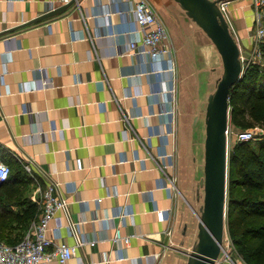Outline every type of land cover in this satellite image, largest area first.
<instances>
[{"label":"crops","instance_id":"1","mask_svg":"<svg viewBox=\"0 0 264 264\" xmlns=\"http://www.w3.org/2000/svg\"><path fill=\"white\" fill-rule=\"evenodd\" d=\"M136 1L77 0L38 20L69 2L0 0V159L14 168L18 157L34 159L43 187L59 183L70 204L48 236L95 243L68 264H187L197 241L206 109L223 60L175 0H148L170 33L174 63L130 52L142 34ZM226 19L250 53L253 0H230ZM126 116L135 140L124 136ZM118 229L129 244L114 243Z\"/></svg>","mask_w":264,"mask_h":264},{"label":"trees","instance_id":"2","mask_svg":"<svg viewBox=\"0 0 264 264\" xmlns=\"http://www.w3.org/2000/svg\"><path fill=\"white\" fill-rule=\"evenodd\" d=\"M230 106L235 127L264 122V66L246 68L231 92ZM228 179L229 235L248 264H264V141L235 142ZM31 183L33 179L18 163L0 186V238L8 244L19 243L39 215L29 196ZM17 229L20 235L13 234Z\"/></svg>","mask_w":264,"mask_h":264},{"label":"built area","instance_id":"3","mask_svg":"<svg viewBox=\"0 0 264 264\" xmlns=\"http://www.w3.org/2000/svg\"><path fill=\"white\" fill-rule=\"evenodd\" d=\"M66 2H69V0H66ZM229 4L230 0H220L219 5L225 16L228 12ZM253 6L255 9V25L252 35L253 45L249 53L251 55L249 59L245 62L242 60L245 71L252 64L259 63L264 65V50L262 47L264 44V0H253ZM53 10L54 7H50L49 12ZM134 12L142 34L139 40L131 41L130 52L142 55L147 54L153 60H160L168 56L174 63L172 59L174 49L170 33L156 9L148 0H137L134 5ZM50 83L49 79H44L45 86H49ZM169 91L175 98V87H172ZM172 115L175 116V111H172ZM124 121L126 122L125 138L135 140V136L132 135L133 129L129 118L126 116ZM256 135L255 129H246L236 134L235 142L254 141L257 138ZM17 159L37 184L35 204L38 207L39 215L19 243L11 245L0 238V264H51L55 260L59 261L60 264H68V261L76 256L85 245H94L95 243H88L80 237L77 244L69 245L65 242L56 243L55 239L48 236L50 223L55 219L57 213L62 209L68 211L69 199L61 193L60 185L57 181L51 180L45 187L39 183L37 176L34 175V159H23L21 157ZM11 172L12 166L0 159V186L8 181ZM175 182V178L171 179V189L173 190L176 189ZM158 217L161 221L169 218L166 211L163 210L158 211ZM61 228L62 226L58 225L55 230L60 232ZM68 230L73 234L74 230L76 231L75 225L74 227L69 226ZM169 234H173V231H169ZM226 236L228 237L227 241ZM112 239L116 244L121 243L123 240L127 244L131 241V237H123L119 229ZM230 240L231 237L227 228L222 252L216 264H237L230 253L228 254L225 247L226 242ZM105 262H108V260L106 259ZM82 264L96 263L84 261Z\"/></svg>","mask_w":264,"mask_h":264},{"label":"water","instance_id":"4","mask_svg":"<svg viewBox=\"0 0 264 264\" xmlns=\"http://www.w3.org/2000/svg\"><path fill=\"white\" fill-rule=\"evenodd\" d=\"M217 47L223 60V74L206 109L205 176L201 180L204 204L199 218L198 239L188 254L187 264H216L227 229L230 97L245 75L241 48L220 8V0H175ZM77 0L38 18L44 19L69 8Z\"/></svg>","mask_w":264,"mask_h":264},{"label":"rangeland","instance_id":"5","mask_svg":"<svg viewBox=\"0 0 264 264\" xmlns=\"http://www.w3.org/2000/svg\"><path fill=\"white\" fill-rule=\"evenodd\" d=\"M241 52H242V55H241L242 60L244 62L247 61L251 55H249V52H247L245 49H241ZM262 66H264V65H262ZM223 70L224 69H223V66H222L221 69H220V71H219V75H218L219 76V79L221 78V76L223 74ZM246 129H255L256 130V132H257L256 137L257 138L253 142L256 143V142L264 141V122H260V123H258V122L257 123L252 122L251 123V126L246 127V128H243V127H235L232 124L231 119H230L229 161H230L231 150H232V148L235 145V136H236V134L238 132L243 131V130H246ZM13 166H15V164ZM228 189H229V179H228ZM30 193H33V192L31 191ZM201 193H202L201 208H202V206L204 204V194H205V191H204V189L202 187H201ZM186 197L191 200V198H190L189 195H186ZM193 202L194 203L196 202V198L194 197V194H193ZM199 211H200V213H199V215H200L201 214V209H199ZM227 214H228V212H227ZM227 228H228V222H227ZM21 233L22 232L20 230L18 231V229H17L13 234L14 235H20ZM197 239H198V234H197ZM227 239H228V237L226 236V241H227ZM225 247H226V250H227L228 254L230 253V255L236 261L237 264H247L244 261V258L242 256V254H240L237 245L234 243V241L232 239L229 242H226ZM228 264H230V263H228Z\"/></svg>","mask_w":264,"mask_h":264},{"label":"bare ground","instance_id":"6","mask_svg":"<svg viewBox=\"0 0 264 264\" xmlns=\"http://www.w3.org/2000/svg\"><path fill=\"white\" fill-rule=\"evenodd\" d=\"M199 218H200V216H199Z\"/></svg>","mask_w":264,"mask_h":264}]
</instances>
